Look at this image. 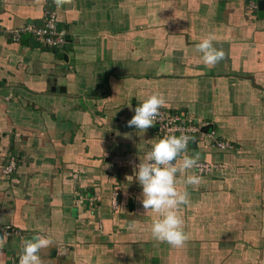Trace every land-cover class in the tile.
Listing matches in <instances>:
<instances>
[{
  "label": "crops",
  "instance_id": "0c3cea01",
  "mask_svg": "<svg viewBox=\"0 0 264 264\" xmlns=\"http://www.w3.org/2000/svg\"><path fill=\"white\" fill-rule=\"evenodd\" d=\"M245 2L0 0V161L17 160L0 175V264L37 235L53 241L42 264H264V19ZM47 11L63 48L11 39ZM209 36L226 53L214 67L195 51ZM152 94L237 148L188 150L218 167L187 186L179 249L152 239L155 214L125 180L159 140L126 124Z\"/></svg>",
  "mask_w": 264,
  "mask_h": 264
},
{
  "label": "clouds",
  "instance_id": "9594fccd",
  "mask_svg": "<svg viewBox=\"0 0 264 264\" xmlns=\"http://www.w3.org/2000/svg\"><path fill=\"white\" fill-rule=\"evenodd\" d=\"M60 6L71 0H53ZM195 51L205 66L214 67L226 58L222 49L213 45V37H205L195 45ZM165 100L158 94L149 95L139 106L135 107L134 115L126 124L128 127L145 133L153 127ZM131 108V105H129ZM193 138L187 134L179 136L169 135L154 142L138 164H132L133 172L125 175L128 184L136 182L141 187L139 197L144 213H154L150 226L152 239L166 243L172 248H183L188 236L184 231V220L179 215L181 206L190 203L187 186H196L200 177L189 175V170L198 165V157L188 154L189 141ZM103 151V150H102ZM179 160V163L177 161ZM182 177L180 183L183 190L177 188V178ZM0 236V248L5 243ZM53 241L37 235L32 240H25L21 248L18 264H42L40 251L51 247Z\"/></svg>",
  "mask_w": 264,
  "mask_h": 264
},
{
  "label": "built area",
  "instance_id": "2783aa9c",
  "mask_svg": "<svg viewBox=\"0 0 264 264\" xmlns=\"http://www.w3.org/2000/svg\"><path fill=\"white\" fill-rule=\"evenodd\" d=\"M244 10L247 16L256 17V2L254 0H246ZM10 33L14 42L19 41L23 36H29L43 48L53 51L63 48L66 43V34L62 29L58 28L54 11H47L39 25L26 22L22 27L12 29ZM206 125L202 120L185 112H173L162 107L154 126L157 128L159 139L169 135L179 136L182 133L191 136L193 139L189 141L188 150L198 147V144H206L218 152H233L237 150L235 144L218 138L213 131L205 132L204 128ZM16 161V156L13 155L6 156V163L0 161V175H11L16 169ZM217 167L218 165L215 163L198 162V165L193 168L194 175L202 178L216 170ZM76 202V204H81L83 200L79 198ZM3 232L6 235V230H3Z\"/></svg>",
  "mask_w": 264,
  "mask_h": 264
},
{
  "label": "water",
  "instance_id": "95a60500",
  "mask_svg": "<svg viewBox=\"0 0 264 264\" xmlns=\"http://www.w3.org/2000/svg\"><path fill=\"white\" fill-rule=\"evenodd\" d=\"M257 14L260 19H264V0L257 2Z\"/></svg>",
  "mask_w": 264,
  "mask_h": 264
},
{
  "label": "trees",
  "instance_id": "16d2710c",
  "mask_svg": "<svg viewBox=\"0 0 264 264\" xmlns=\"http://www.w3.org/2000/svg\"><path fill=\"white\" fill-rule=\"evenodd\" d=\"M26 37H27V36H25L24 38H26ZM24 38H23V39H24Z\"/></svg>",
  "mask_w": 264,
  "mask_h": 264
}]
</instances>
